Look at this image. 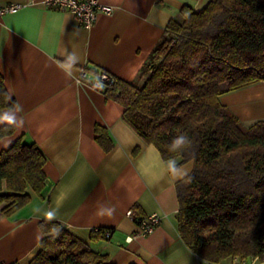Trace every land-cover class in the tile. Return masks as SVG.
Here are the masks:
<instances>
[{"label": "crops", "instance_id": "obj_1", "mask_svg": "<svg viewBox=\"0 0 264 264\" xmlns=\"http://www.w3.org/2000/svg\"><path fill=\"white\" fill-rule=\"evenodd\" d=\"M98 1L115 9L98 13L85 29L71 11L47 7L44 0H0L20 5L0 16V74L13 101L2 111L0 127L14 125L0 138V151L24 135L46 156L41 192L29 191V202L11 215L0 212V264L30 263L44 237L41 221L59 222L112 264H246L237 258L211 262L185 245L176 183L193 161H163L124 121L123 105L89 83L97 76L92 70L133 81L169 20L184 5L198 11L210 0ZM81 72L86 81L78 82ZM220 101L245 126L264 120V81L224 93ZM97 125L111 149L97 141ZM101 208L114 211L100 214ZM129 210L160 221L152 233L128 242L138 226ZM96 228L111 229V236Z\"/></svg>", "mask_w": 264, "mask_h": 264}, {"label": "trees", "instance_id": "obj_2", "mask_svg": "<svg viewBox=\"0 0 264 264\" xmlns=\"http://www.w3.org/2000/svg\"><path fill=\"white\" fill-rule=\"evenodd\" d=\"M92 70L91 74L97 75ZM113 80L105 95L124 107L122 118L163 161H193L176 183L177 227L202 259H264V120L245 126L220 101L224 93L264 81V0H210L184 5L170 19L136 78ZM96 79V77H95ZM13 101L0 74V118ZM0 127V138L12 134ZM96 139L112 147L97 125ZM186 136L190 143L175 145ZM138 147L134 152H137ZM46 156L20 136L0 151V212L11 215L40 193ZM40 251L29 264H112L59 222L41 221ZM102 231L101 229H99Z\"/></svg>", "mask_w": 264, "mask_h": 264}, {"label": "built area", "instance_id": "obj_3", "mask_svg": "<svg viewBox=\"0 0 264 264\" xmlns=\"http://www.w3.org/2000/svg\"><path fill=\"white\" fill-rule=\"evenodd\" d=\"M44 3L47 7L50 8H55L62 11H71L80 26L85 29H89L93 26L97 19L98 13L102 12L110 14L115 9L114 6L102 4L98 0H44ZM19 7V4L13 3L0 5V16L7 12H12ZM85 77L86 74L84 72H81V74L77 78V81H86ZM112 82V78L107 73L99 72L96 76V79L90 81L89 83L92 86L97 88L100 87L103 90L107 84H111ZM127 215L134 218L138 223L135 234L126 238L128 242L131 241L135 235L152 233L160 221V217L156 214L139 216L133 210H129L127 212ZM94 231L100 232L98 228H96ZM101 233L104 238H109L112 231L111 229H104L103 231H101Z\"/></svg>", "mask_w": 264, "mask_h": 264}, {"label": "clouds", "instance_id": "obj_4", "mask_svg": "<svg viewBox=\"0 0 264 264\" xmlns=\"http://www.w3.org/2000/svg\"><path fill=\"white\" fill-rule=\"evenodd\" d=\"M9 121L12 122V121H11V118H9ZM184 143H190V141L188 140V138H187L186 136L178 137V138H176V139L173 141V144H175V145L184 144ZM105 211H106L109 215H111V213L114 211V208H108V209L101 208V210H100V214H103Z\"/></svg>", "mask_w": 264, "mask_h": 264}, {"label": "rangeland", "instance_id": "obj_5", "mask_svg": "<svg viewBox=\"0 0 264 264\" xmlns=\"http://www.w3.org/2000/svg\"><path fill=\"white\" fill-rule=\"evenodd\" d=\"M240 262H242V263H246V264H248V263H254V261L255 260H257V259H250V258H241V257H236Z\"/></svg>", "mask_w": 264, "mask_h": 264}]
</instances>
